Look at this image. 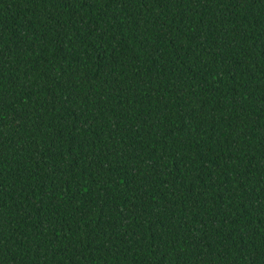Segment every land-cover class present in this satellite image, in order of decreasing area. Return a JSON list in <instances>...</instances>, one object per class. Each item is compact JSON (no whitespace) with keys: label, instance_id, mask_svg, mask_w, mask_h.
Masks as SVG:
<instances>
[{"label":"trees","instance_id":"1","mask_svg":"<svg viewBox=\"0 0 264 264\" xmlns=\"http://www.w3.org/2000/svg\"><path fill=\"white\" fill-rule=\"evenodd\" d=\"M0 264H264V0H0Z\"/></svg>","mask_w":264,"mask_h":264}]
</instances>
